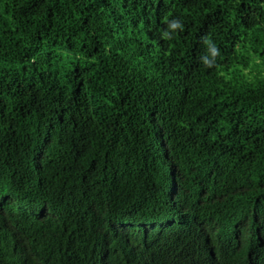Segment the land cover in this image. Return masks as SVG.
Listing matches in <instances>:
<instances>
[{
    "label": "trees",
    "instance_id": "trees-1",
    "mask_svg": "<svg viewBox=\"0 0 264 264\" xmlns=\"http://www.w3.org/2000/svg\"><path fill=\"white\" fill-rule=\"evenodd\" d=\"M143 44L165 48L163 69L139 61ZM86 143L98 165L112 160L109 173L135 180L207 165L222 185L232 168L244 209L264 197V0H0V167L12 150L25 172L45 182L62 173L88 194L87 209L74 206L53 236L22 241L27 251L89 253L94 196L109 206L120 187L80 160ZM61 147L69 156L52 162ZM18 242L5 241L0 264H34L12 252Z\"/></svg>",
    "mask_w": 264,
    "mask_h": 264
},
{
    "label": "clouds",
    "instance_id": "clouds-1",
    "mask_svg": "<svg viewBox=\"0 0 264 264\" xmlns=\"http://www.w3.org/2000/svg\"><path fill=\"white\" fill-rule=\"evenodd\" d=\"M181 27L179 21L170 23L173 30ZM163 35L171 38L169 32ZM140 52L144 56L139 61L148 70L157 67L152 71L156 72L164 68H159L164 47L153 45V49H148V44H143ZM68 152L58 148L52 162L62 163ZM92 152L86 143L85 159L80 160L93 167V176L102 172L108 185L120 187L119 194H115L116 200H111L109 206L94 196L101 215L96 220L88 217L82 232L88 236L84 245L89 253L81 252L68 260L61 247L49 253L46 247L37 246L30 252L22 241L29 242L38 231L53 236L54 230L63 227L58 225L59 221L74 206L87 209L88 194L82 193L79 185L65 179L62 173L45 182L34 169L33 174L25 172L9 150V160L0 167L1 259L6 253H1L5 245L18 240L17 249L9 251L19 259L30 253L34 264H264V197L257 195L244 209L243 188L238 184L240 173L231 168L225 183L220 185L216 170L210 166L192 165L183 169L172 166L170 170L162 168L133 180L113 168L109 173L107 168H111L112 160L108 161L106 155L102 163L106 164L105 169L101 171L102 165L93 161ZM38 158L33 156L32 162ZM166 170L174 180L169 197ZM10 177L26 180L27 187L17 180H4ZM91 177L85 182L95 181L94 178L90 181ZM93 183L92 193L97 189ZM171 200L177 202V208ZM206 211L208 216L204 214ZM229 212H233L232 220H224L223 216ZM42 225L47 229H41Z\"/></svg>",
    "mask_w": 264,
    "mask_h": 264
},
{
    "label": "bare ground",
    "instance_id": "bare-ground-1",
    "mask_svg": "<svg viewBox=\"0 0 264 264\" xmlns=\"http://www.w3.org/2000/svg\"><path fill=\"white\" fill-rule=\"evenodd\" d=\"M151 122H152V119H151ZM166 136V135H165ZM169 163H167V165H168ZM170 166H169V170H170ZM166 172H168V176H169V180H170V182H169V194H168V197H169V195H170V191H171V189H173V182H174V180H173V175H171V173L169 172V171H167L166 170ZM173 180V181H172ZM171 202H172V205H176V201L175 200H171ZM176 208H177V205H176ZM126 246H129L127 243H126Z\"/></svg>",
    "mask_w": 264,
    "mask_h": 264
}]
</instances>
